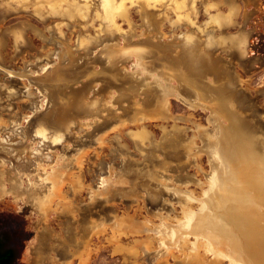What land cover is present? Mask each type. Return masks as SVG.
Wrapping results in <instances>:
<instances>
[{
	"label": "rangeland",
	"instance_id": "obj_1",
	"mask_svg": "<svg viewBox=\"0 0 264 264\" xmlns=\"http://www.w3.org/2000/svg\"><path fill=\"white\" fill-rule=\"evenodd\" d=\"M1 100L14 264H264V0H0Z\"/></svg>",
	"mask_w": 264,
	"mask_h": 264
},
{
	"label": "trees",
	"instance_id": "obj_2",
	"mask_svg": "<svg viewBox=\"0 0 264 264\" xmlns=\"http://www.w3.org/2000/svg\"><path fill=\"white\" fill-rule=\"evenodd\" d=\"M20 253L19 247L7 232L0 233V264H14Z\"/></svg>",
	"mask_w": 264,
	"mask_h": 264
},
{
	"label": "flooded vegetation",
	"instance_id": "obj_3",
	"mask_svg": "<svg viewBox=\"0 0 264 264\" xmlns=\"http://www.w3.org/2000/svg\"><path fill=\"white\" fill-rule=\"evenodd\" d=\"M42 59H45V57H41L40 58V60L38 59V62H34L33 64H31V65H33V66H36L38 69L36 70V71H33V72H29L28 73V75H31V76H29V81H32V82H37L38 81V76H40L41 74H43V71L41 70V62H43V61H41ZM51 64V63H50ZM48 67H51L50 65H47L46 66V68H48ZM27 69H29V66L27 67ZM17 74H19V75H24V74H22L21 72H16ZM18 75V78H20L21 79V77ZM35 76H37V78L35 77ZM33 77H35V78H33ZM35 85H37V84H35ZM26 88V87H25ZM25 88L24 89H22L23 91H25ZM34 90L38 93V95H41V93H40V86L39 85H37V87L36 86H34ZM41 98L40 97H38L37 98V100L39 101ZM4 100H1L0 102H3ZM3 106L4 105H1L0 106V108H2L3 109ZM7 109H8V107H6ZM6 109V110H7ZM1 113H3V114H8V112L7 111H5V110H3V111H1ZM67 145L71 148V143H67ZM104 176V175H103ZM13 239V238H12ZM18 246V245H17Z\"/></svg>",
	"mask_w": 264,
	"mask_h": 264
},
{
	"label": "water",
	"instance_id": "obj_4",
	"mask_svg": "<svg viewBox=\"0 0 264 264\" xmlns=\"http://www.w3.org/2000/svg\"><path fill=\"white\" fill-rule=\"evenodd\" d=\"M63 140H61V141H59V142H57V143H61ZM262 169L264 170V168H263V166H262ZM257 174H258V172H257ZM258 176V175H257ZM260 177V176H259ZM263 178V177H262ZM263 180H264V178H263ZM254 204V206H255V204H259V202H256V201H252L251 203H249V205H253ZM261 204H263L264 205V201H261ZM260 205V204H259ZM264 208V207H263ZM254 213V212H253ZM259 217L260 216H262L263 215V212H259V214H257Z\"/></svg>",
	"mask_w": 264,
	"mask_h": 264
},
{
	"label": "bare ground",
	"instance_id": "obj_5",
	"mask_svg": "<svg viewBox=\"0 0 264 264\" xmlns=\"http://www.w3.org/2000/svg\"><path fill=\"white\" fill-rule=\"evenodd\" d=\"M220 99H221V97H220ZM218 111H219V109H218ZM229 115H231V114L229 113ZM231 118H232V117H229L230 121H231ZM241 248H242V247H241ZM242 249L245 250V251H247L248 253H250L249 250H247V249H245V248H242ZM261 252H262L261 250L258 251V255H259V256L261 255ZM250 254H251V253H250ZM251 255L254 256L253 254H251ZM259 256H256V257H259Z\"/></svg>",
	"mask_w": 264,
	"mask_h": 264
}]
</instances>
